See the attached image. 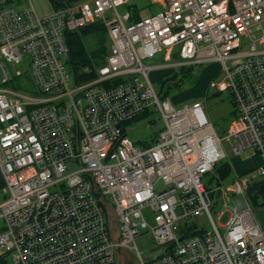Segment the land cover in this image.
<instances>
[{"label": "built area", "instance_id": "built-area-1", "mask_svg": "<svg viewBox=\"0 0 264 264\" xmlns=\"http://www.w3.org/2000/svg\"><path fill=\"white\" fill-rule=\"evenodd\" d=\"M132 1L80 0L41 16L31 0H0V264H115L116 247L137 264H264L260 207L246 196L264 181V0H148L158 11L145 16ZM96 21L107 54L78 75L66 34ZM159 53L164 64L145 65ZM209 61L222 66L209 87L228 91L235 107L225 139L233 154H251L256 176L205 183L225 158L222 140L202 103L177 110L149 79ZM153 113L163 130L135 146L124 126ZM222 209L224 226L215 222ZM147 227L157 250L145 256L134 238Z\"/></svg>", "mask_w": 264, "mask_h": 264}, {"label": "rangeland", "instance_id": "rangeland-1", "mask_svg": "<svg viewBox=\"0 0 264 264\" xmlns=\"http://www.w3.org/2000/svg\"><path fill=\"white\" fill-rule=\"evenodd\" d=\"M33 7L36 12L44 16L52 12L51 5L48 0H31ZM138 11L140 16H145L149 12H157L158 7L150 5L148 0H133L131 2ZM145 10V11H144ZM127 11L126 7H119L118 12L123 13ZM104 37L106 38L105 46L108 47L107 33L105 32ZM103 36L96 34L90 37H84L83 43L86 50L90 53L97 50L101 46V40ZM145 65H161L164 64L162 54H156L152 59L144 60ZM234 62H228L227 65L231 66ZM221 63L218 61H209L200 66L191 67L188 73L184 74L174 67H162L155 70L149 71V79L158 95L166 96L171 105L175 109H181L184 106H191L194 103H202L203 112L208 122L215 129L217 136L222 140L221 145L225 152V158L220 160L216 167L223 163H227L231 167V178L237 177H251L256 176V171H253L255 163L251 158V154L246 152L239 155H235L231 152V145L225 139L227 137L228 125L234 120L235 107L233 104L232 96L228 91H217L209 87V83L213 80L219 81L221 74ZM19 70H24V63L17 67ZM176 75V80L167 83L166 87H163V81ZM180 81V82H179ZM182 81V82H181ZM176 82L180 83L179 87H176ZM151 122H153L151 124ZM128 138L132 141L135 146L142 147L144 144H151L156 139L158 134L164 128V121L160 114L144 115L141 119L128 123L124 126ZM209 176L205 177L203 181L207 183ZM161 182L156 183V187H160ZM3 200V195L0 192V203ZM228 205L231 203L227 200ZM220 210L219 218H215V222L221 226H224L228 214ZM146 223L152 227L154 226V214L149 210L145 209L142 212ZM254 218L258 223L260 229L264 233V207L258 209L254 213ZM195 219L182 220L177 223L178 228H184L187 223L194 222ZM206 229H209V225L204 223ZM3 228V222L0 218V231ZM220 233L223 235L224 229L219 227ZM134 245L136 249L143 255L148 256L157 250V244L154 236L150 231L149 227L146 229H139L138 235L134 238Z\"/></svg>", "mask_w": 264, "mask_h": 264}, {"label": "trees", "instance_id": "trees-1", "mask_svg": "<svg viewBox=\"0 0 264 264\" xmlns=\"http://www.w3.org/2000/svg\"><path fill=\"white\" fill-rule=\"evenodd\" d=\"M52 11H56L60 8H64L66 6L72 5L80 0H48ZM104 26L101 22L96 21L93 23H90L86 27L77 30L72 31L66 34V42L68 44L69 54L68 58L66 60V63L71 68V70L76 73L80 74V71L84 69H92L94 70L95 66L100 65L107 54V48L105 46L106 38L104 37L105 34ZM96 34H101L103 36L101 40V46L92 52H88L85 48V45L83 43L84 37H90ZM190 70V69H189ZM188 71L184 72V74H187ZM190 74V73H188ZM187 74V75H188ZM81 80H87L93 77V74L85 75L81 74L78 76ZM176 80V75L172 76L171 78H168L167 80L163 81L162 85L163 87H166L167 83L172 82L173 80ZM180 82V81H179ZM176 82V87L180 86V83ZM182 82V81H181ZM154 142V141H153ZM151 144H144V147L150 146ZM217 180H226L231 177V167L227 163H223L219 165L218 167H215L214 169V175L213 178H216ZM3 187V182L0 179V189ZM246 196L251 203V205L254 208H261L264 205V181L255 179L253 180L247 190H246Z\"/></svg>", "mask_w": 264, "mask_h": 264}, {"label": "water", "instance_id": "water-1", "mask_svg": "<svg viewBox=\"0 0 264 264\" xmlns=\"http://www.w3.org/2000/svg\"><path fill=\"white\" fill-rule=\"evenodd\" d=\"M175 58L176 55L173 56V59ZM105 209L107 213L111 239L114 243H119V223L117 218L109 204L105 205ZM113 253L115 257V264H137L136 256L125 248L116 247Z\"/></svg>", "mask_w": 264, "mask_h": 264}, {"label": "crops", "instance_id": "crops-1", "mask_svg": "<svg viewBox=\"0 0 264 264\" xmlns=\"http://www.w3.org/2000/svg\"><path fill=\"white\" fill-rule=\"evenodd\" d=\"M145 11V10H144ZM149 12V10H147ZM142 11H139V13H141ZM49 14V13H48ZM47 15V14H46ZM139 15V14H138ZM140 16V15H139Z\"/></svg>", "mask_w": 264, "mask_h": 264}]
</instances>
